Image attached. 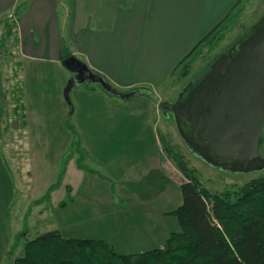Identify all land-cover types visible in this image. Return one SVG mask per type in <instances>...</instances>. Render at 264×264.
Instances as JSON below:
<instances>
[{
    "label": "crops",
    "instance_id": "crops-1",
    "mask_svg": "<svg viewBox=\"0 0 264 264\" xmlns=\"http://www.w3.org/2000/svg\"><path fill=\"white\" fill-rule=\"evenodd\" d=\"M238 1L0 0V19L20 7L13 36L18 55L17 80L25 113L29 90L24 89L23 80H29V76L41 99L51 91L56 100L62 101L68 81L74 75L62 63L66 54L80 58L117 90L148 88L158 98L140 93L138 95L145 100H131L121 106V102L111 100L115 95L98 85L91 83L85 89L75 86L78 88L70 124L92 133L108 127L117 137L101 143L95 142L97 136L91 133L87 143H100L108 150L109 162L117 164L119 161V193L129 195L131 204L146 208L144 220L126 225L144 224L148 228L147 236L161 234L159 244L165 243L170 233L181 230L177 218L171 214L180 206L175 207L180 200L177 199L175 206L170 205L175 208L171 209L169 204L173 198L170 194L176 192L182 182L172 172L159 137L162 130L158 121L162 111L158 104L168 101L162 94L167 86L173 85L172 79L181 62L202 38L227 18ZM46 80L53 83L48 91L44 87ZM61 110L66 112L62 105ZM24 121L25 128L28 126L26 117ZM126 125L128 130L132 127L138 132L135 138L129 140L126 135L121 138ZM0 143L6 142L0 140ZM136 182L141 183V189L134 186ZM66 187H70L73 194V186L68 183ZM68 200L72 201L73 196ZM68 200L60 204L66 202L67 208ZM159 200L167 205L156 208L154 203ZM138 249L139 252L152 250Z\"/></svg>",
    "mask_w": 264,
    "mask_h": 264
},
{
    "label": "rangeland",
    "instance_id": "rangeland-1",
    "mask_svg": "<svg viewBox=\"0 0 264 264\" xmlns=\"http://www.w3.org/2000/svg\"><path fill=\"white\" fill-rule=\"evenodd\" d=\"M262 16L264 0H242L231 12L228 19L231 25L217 47L211 51L208 45H204L186 59L172 79L174 88L170 84L162 96L174 102L182 90L198 78L204 65L248 36ZM10 22L14 31L17 21L13 19ZM13 34L8 36L7 28L0 22V140L6 142L4 145L0 143V264H14L26 241L51 230H59L65 237L106 240L122 254L139 252L141 247L154 249L165 244L158 243L161 234L147 236L148 228L144 224L126 225L144 220L146 208L131 204L129 195L119 193V161L117 164L109 162L108 150L100 143H87L92 132L79 130L70 124L73 121L72 105L65 95L59 101L48 91L53 84L51 80H46L44 87L49 94L42 99L39 92L34 91L36 86L33 87L31 76L29 80H23L24 89L29 90L25 113L17 80L18 55ZM184 70H188L186 75ZM91 85L86 82L81 86L85 89ZM77 88L74 87L69 94L72 103ZM110 98L113 102H121V106L131 100H145L141 95L131 99ZM61 105L66 112L61 110ZM160 114L158 127L170 147L183 154L186 164L204 188L213 193L235 191L252 180L264 177V169L231 171L202 160L180 135L173 115ZM24 117L28 125L25 128ZM122 133L121 138L129 140L138 134L132 127L128 130L127 125ZM92 135L97 136L94 137L95 142L117 138L108 127H102ZM89 139L92 140L91 137ZM263 154L264 129L260 147V155ZM169 160L175 176L181 182L187 181L175 162ZM68 183L74 188L70 202ZM134 186L141 189V183L136 182ZM170 195L173 197L169 204L171 209L183 203L180 188ZM64 199L68 200L67 208L60 206ZM177 199L180 202L175 206ZM159 202L155 201L156 208L167 205ZM151 236L156 238L151 239Z\"/></svg>",
    "mask_w": 264,
    "mask_h": 264
},
{
    "label": "trees",
    "instance_id": "trees-1",
    "mask_svg": "<svg viewBox=\"0 0 264 264\" xmlns=\"http://www.w3.org/2000/svg\"><path fill=\"white\" fill-rule=\"evenodd\" d=\"M19 9L0 19L8 36L13 33L10 21L17 20ZM230 15L201 39L187 59L204 45L211 51L217 47L231 25ZM220 54L204 65L200 74ZM187 73L188 70L183 71L184 75ZM135 89L158 100L148 88ZM159 137L167 156L188 178L180 187L183 203L171 212L181 230L170 233L163 247L122 254L105 240L65 237L59 230H51L26 241L14 264H264V177L235 191L213 193L194 176L183 154L170 147L165 134L159 132ZM79 166L83 167L81 162ZM67 190L71 199L70 187ZM65 205L66 202L60 204Z\"/></svg>",
    "mask_w": 264,
    "mask_h": 264
},
{
    "label": "water",
    "instance_id": "water-1",
    "mask_svg": "<svg viewBox=\"0 0 264 264\" xmlns=\"http://www.w3.org/2000/svg\"><path fill=\"white\" fill-rule=\"evenodd\" d=\"M62 63L74 74L64 90L71 105V90L86 82L122 99L141 93L113 88L75 55L67 56ZM158 107L164 115H173L186 144L207 163L231 171L263 170L260 142L264 126V16L248 36L211 63L197 84L187 85L174 102L160 101ZM183 120L206 143L207 151H200L194 136L185 132Z\"/></svg>",
    "mask_w": 264,
    "mask_h": 264
},
{
    "label": "flooded vegetation",
    "instance_id": "flooded-vegetation-1",
    "mask_svg": "<svg viewBox=\"0 0 264 264\" xmlns=\"http://www.w3.org/2000/svg\"><path fill=\"white\" fill-rule=\"evenodd\" d=\"M263 17V16H262ZM261 19V18H260ZM257 24V23H256ZM255 24V25H256ZM255 25L253 26V28L255 27ZM253 28H252V30H251V32L253 31ZM243 39H241L240 41H242ZM239 42V41H238ZM237 43V42H236ZM236 43H234V45L236 44ZM233 46V45H232ZM231 46V47H232ZM211 65V64H210ZM209 70V69H208ZM207 70V71H208ZM206 71V72H207ZM206 72H204L203 74H200V76L192 83V84H190V85H195V84H197L199 81H200V79L203 77V75L206 73ZM178 98V97H177ZM182 126H183V128H184V130H185V132L188 134V135H190V136H194V141L196 142V143H199V150L200 151H207L206 149V143L204 142V141H201V139L193 132V130L191 129V127H190V125L185 121V120H183L182 121ZM263 129H264V126H263ZM262 142H263V130H262V136H261V142H260V147H261V144H262ZM198 157H200V155L199 154H197L196 152H194ZM262 156H264V154L262 155ZM201 158V157H200ZM202 159V158H201ZM220 161H227L228 159H225V158H218ZM203 160V159H202Z\"/></svg>",
    "mask_w": 264,
    "mask_h": 264
},
{
    "label": "built area",
    "instance_id": "built-area-1",
    "mask_svg": "<svg viewBox=\"0 0 264 264\" xmlns=\"http://www.w3.org/2000/svg\"><path fill=\"white\" fill-rule=\"evenodd\" d=\"M15 19V18H14ZM16 20V19H15ZM17 21V20H16Z\"/></svg>",
    "mask_w": 264,
    "mask_h": 264
}]
</instances>
